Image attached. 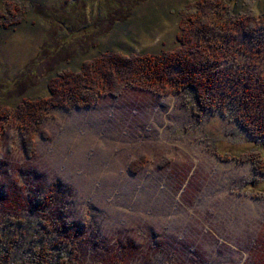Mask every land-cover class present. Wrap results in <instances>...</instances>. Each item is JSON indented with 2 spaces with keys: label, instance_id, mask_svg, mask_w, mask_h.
Masks as SVG:
<instances>
[{
  "label": "rangeland",
  "instance_id": "1",
  "mask_svg": "<svg viewBox=\"0 0 264 264\" xmlns=\"http://www.w3.org/2000/svg\"><path fill=\"white\" fill-rule=\"evenodd\" d=\"M195 3L0 0V107L48 96L52 75L93 57L102 63L105 51L151 56L174 50L182 27L189 45L211 41L225 49L210 62L224 68L227 83L245 67L264 72V0ZM244 15L254 26L250 33L240 23ZM177 74L173 65L165 84L133 82L90 105L41 108L38 119L20 120L25 127L4 122L0 218L37 228V219L55 220L54 208L71 235L55 232L45 245L81 237L84 260L76 261L83 264L255 263L264 251V137L242 128L228 102L199 108L190 87L173 86ZM245 153L254 154V165ZM16 192L20 204L11 202ZM43 198L47 209L32 211ZM5 235L2 257H8ZM27 242L5 264H16L13 255L27 261L31 238ZM53 252V261L66 254Z\"/></svg>",
  "mask_w": 264,
  "mask_h": 264
},
{
  "label": "trees",
  "instance_id": "2",
  "mask_svg": "<svg viewBox=\"0 0 264 264\" xmlns=\"http://www.w3.org/2000/svg\"><path fill=\"white\" fill-rule=\"evenodd\" d=\"M212 1L196 0V3L193 5L194 8H197L198 5L203 6L212 3ZM8 6L10 7L9 4ZM6 9L10 11V9ZM188 16L189 14H187L186 19H182L184 24L190 21V17ZM245 17V15L239 17L240 23L244 25L243 31L250 33L254 26L249 21L247 23L245 21L247 17ZM239 18L235 20L237 21ZM199 29H202L201 26ZM182 31L184 32H181L180 37L176 38L178 44L175 49L169 50L166 53L163 52L160 55H125V53L121 52L109 54V51H105L103 55L106 59L102 63H98L99 61L96 57H93L85 63L82 62L77 70L60 69V71L48 79V96L21 99L15 106L0 107V132L2 131V124L6 121L17 122V124H20L18 127H25L20 120H23L25 117H28V120L29 118L38 119L43 114L41 108L48 109L49 107L62 106L69 103L80 106L90 105L99 96H118L126 87H133L131 86L133 82L165 84L166 68L175 65L178 69V77L175 78L173 86L177 91L181 87L180 82H184L191 88L196 102L201 109L211 110L218 104L220 106V103L222 105L223 102H228L235 109V119L242 128L248 130L252 136L264 137V72L247 71L248 69L245 67L243 71H240V75L237 78L231 79L230 77V80H233L232 83L231 81L227 83L228 77L224 73V68L216 66L214 64L215 60L210 62L213 55L217 54L216 56H218L225 52V49L218 44L213 46L211 41L205 42L204 45L198 47L189 45L185 39V28L182 27ZM208 46L213 47L214 51L213 49L207 51ZM229 46L230 44L225 45L226 50ZM112 67L115 68L108 69ZM114 81H117V83H114ZM225 97L227 99L223 101ZM228 99L229 101H227ZM24 140L27 143L29 140L31 141V137L29 135L24 136ZM253 155V153H247L245 156L254 165V161L256 160H254ZM24 181H26L25 178ZM13 196L15 198L11 202L17 198L20 204V194L16 192ZM3 197L1 201L5 202L8 200L6 195H3ZM47 199L35 200L34 206L32 205V211L46 210L48 207ZM30 204L28 203L29 206ZM2 205V208L7 206L6 204ZM3 211L6 210L3 209ZM49 211H51L55 220L51 217H46L43 220L37 219V224H39L37 228L33 223H29L23 225L24 229H22L21 223H23V220L21 218L8 216L0 218V242L3 240V235L6 234L4 240H7L8 243L6 252V254L8 253V257L0 256V264H5L8 258L10 260L11 251L25 248L28 243V237L32 240L29 243L30 251H32L27 259L28 262L30 261L29 264H83L84 259L82 255L85 254L86 246L80 242L82 240L81 237L78 238L80 244L77 241L78 239H74L73 242L71 240V247L69 248L68 245L70 243L66 245L67 238L66 241L62 240L59 244H53V247H50L49 243L45 245V241H48L47 239L55 234V232L61 233L63 237L71 235L69 225L59 218L58 212L55 214L54 208L52 210L49 209ZM46 212L44 213L46 214ZM2 222L3 224H1ZM46 232L48 234L44 235ZM73 232V236H76V230L74 231L73 229ZM52 248L63 249L66 254L60 252L56 261H53L56 254L54 255V249L52 250ZM14 256L12 259L13 262L15 260L16 264H25L27 262L23 259H21V262H18L17 257L15 258ZM80 258L83 260L79 263L77 261ZM111 260L108 259L106 261L105 259L104 262L99 260L100 262L98 261L97 264L116 263ZM253 264H264V251L258 254L257 260Z\"/></svg>",
  "mask_w": 264,
  "mask_h": 264
},
{
  "label": "bare ground",
  "instance_id": "3",
  "mask_svg": "<svg viewBox=\"0 0 264 264\" xmlns=\"http://www.w3.org/2000/svg\"><path fill=\"white\" fill-rule=\"evenodd\" d=\"M68 102H69V101H68ZM47 113H48V112H47ZM24 132H25V131H24ZM32 132H33V131H32ZM22 141H23V140H22ZM101 143H102V142H101ZM96 148H97V147H96ZM106 169H107V168H106ZM134 169H135V168H134ZM134 169H133V170H134ZM115 171H116V170H115Z\"/></svg>",
  "mask_w": 264,
  "mask_h": 264
}]
</instances>
